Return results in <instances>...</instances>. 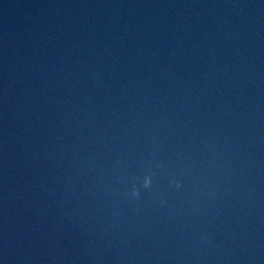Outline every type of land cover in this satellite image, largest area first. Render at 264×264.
<instances>
[{
  "label": "water",
  "instance_id": "1",
  "mask_svg": "<svg viewBox=\"0 0 264 264\" xmlns=\"http://www.w3.org/2000/svg\"><path fill=\"white\" fill-rule=\"evenodd\" d=\"M0 264H264V0H0Z\"/></svg>",
  "mask_w": 264,
  "mask_h": 264
}]
</instances>
